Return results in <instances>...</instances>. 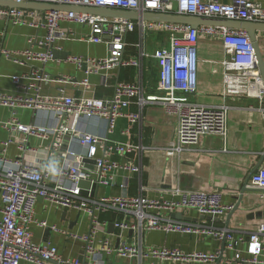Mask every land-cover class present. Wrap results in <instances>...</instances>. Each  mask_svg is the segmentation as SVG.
Masks as SVG:
<instances>
[{"label": "built area", "instance_id": "obj_1", "mask_svg": "<svg viewBox=\"0 0 264 264\" xmlns=\"http://www.w3.org/2000/svg\"><path fill=\"white\" fill-rule=\"evenodd\" d=\"M15 2H45L67 6L118 8L144 11L174 12L209 18L264 23V7L254 0H12ZM0 16L14 24H28L44 28L45 34L27 39L23 50L0 48V54L20 64L25 70L13 75V93H0V106L11 110V117L0 122L9 132L0 149V264H103L112 257L169 262H215L221 250L183 252L177 247H144L141 236L145 231L162 230L221 241L223 249L231 250L237 263L264 264V218L244 235L225 226L214 225L205 218L185 221L168 216L170 213L193 210L199 215L216 216L224 221L234 205L224 204L218 191L172 189L177 199H155L139 192L126 196H98L97 189L111 183L118 170L139 174L143 151L146 148L140 134L137 141H121L110 136L117 121L125 118L129 124L140 127L147 105L163 104L176 118L175 138L164 151L180 155L195 149L200 138L208 134L225 136L227 115L223 106L204 105L188 99L197 90L198 55L196 41L199 36L220 39L225 57L223 87L227 95H242L257 101L264 115V82L258 68L255 50L244 29L222 26L191 27L186 24L155 20H128L75 11H30L15 7H0ZM26 17L32 18L26 23ZM73 21L89 25L91 35L87 41L103 43L107 55L100 58L74 56L68 58L78 68L87 66L85 76L78 82L77 95H67L63 88L54 95L42 94L41 86L48 82H71V76L51 75L44 68L53 60L52 45L58 38H66L60 22ZM137 31L139 40L134 45L136 55L126 56V35ZM165 32L168 44L153 53L143 46L148 31ZM33 45L45 47L33 49ZM154 58L159 65L158 93H149L143 83V64ZM264 62V60H263ZM120 67H134L136 79L116 82L109 97L87 96L92 88L89 75L100 76V86L107 87L109 73ZM23 80V81H22ZM133 106L134 111H128ZM18 109L32 111L30 123L16 118ZM102 131H89L90 124ZM120 134L130 135L128 129ZM29 137L40 143L31 145ZM14 145L15 158L6 156L7 148ZM125 158L114 160L112 155ZM87 182V185H81ZM251 186L264 191V167L249 176ZM95 185L97 188H95ZM41 198L56 208L74 210L89 217L87 231L73 232L66 227L49 224L34 215V205ZM116 213L111 222L119 237L132 230L138 240H119L106 232L107 221L101 214ZM50 229L81 243L84 260L62 257L49 242H35L30 225Z\"/></svg>", "mask_w": 264, "mask_h": 264}, {"label": "crops", "instance_id": "obj_2", "mask_svg": "<svg viewBox=\"0 0 264 264\" xmlns=\"http://www.w3.org/2000/svg\"><path fill=\"white\" fill-rule=\"evenodd\" d=\"M264 7V0H254ZM23 9V8H22ZM30 11L41 12L40 10ZM65 11L64 9H61ZM111 18V17H109ZM26 23L32 18L26 17ZM60 29L66 32V38H58L52 45L53 60L45 65L46 71L51 75L59 74L71 76V82H48L41 86V93L54 95L63 88L67 95H77L75 90L76 82L85 76L86 63L78 68L68 58L74 56L100 58L107 55V49L103 43H92L87 41L91 35L89 25L79 24L73 21L60 22ZM44 28H36L28 24H14L11 20L0 16V48L12 51L23 50L28 47L27 39L30 37L40 38L45 34ZM257 44L264 60V32L255 31ZM139 40L137 31L126 35L127 46L126 56L136 55L134 46ZM168 44L167 35L162 31H148L144 35L143 46L149 53H153L159 47ZM45 47L33 45V49L41 50ZM198 55L197 90L188 99L204 104L223 106L227 115V133L225 136L218 134L204 135L198 141L193 151L184 152L180 155H168L163 148L173 142L175 138L174 115L169 114L163 104H150L144 108L143 119L140 127L136 124H129L125 118L117 121V127L112 138L121 141L140 140L146 147L143 151L142 168L139 174H130L124 170H118L111 183L107 186H100L97 189L98 196H126L139 192L140 179L145 187L143 195L155 199H177L178 196L171 191L175 188L182 190H204L218 191L224 204L232 203L235 207L239 190L246 185L248 190L242 194V203L238 208L228 212L224 221L216 216H201L193 210H185L174 213H181L185 221H197L207 219L214 225L225 226L232 229L235 234L244 235L245 232L253 229L264 216V191L253 187L249 183L250 174L260 167H264V115L258 109L257 101L242 95H227L223 87V67L221 61L225 52L220 39L215 37L199 36L196 41ZM148 60L157 66L155 75L158 84L159 65L154 58H147L143 64V83L148 89L146 79V63ZM25 68L12 59L0 54V93H13L14 85L11 81L13 75L21 74ZM137 70L134 67H120L109 73L107 87L100 86V76L89 75L92 88L85 92L87 96L109 97L113 92V85L116 82H128L136 79ZM23 81V80H22ZM154 90V89H153ZM131 106L128 111H134ZM11 117V110L0 106V122H5ZM16 118L21 123H30L32 111L18 109ZM121 129H128L130 135L120 134ZM89 131H102L93 123L88 127ZM9 132L0 127V149L1 142L5 141ZM31 145H38L40 141L35 137H29ZM18 151L14 145L7 148L6 156L15 158ZM117 161L124 162L125 158L119 155H112ZM100 190L102 192H100ZM0 200V208H1ZM169 217L175 218L172 214ZM34 215L37 219H44L49 224L59 227H66L73 232L83 233L87 231L89 217L86 214L74 210L56 208L39 198L34 205ZM116 213L101 214L100 218L107 221L106 232L113 236L117 245L119 240H138L135 233L129 234V230L123 232L119 237L118 231L113 227L109 231V224L116 218ZM177 219V218H175ZM113 225V224H112ZM32 237L35 242H49L53 244L58 253L69 259L84 260L81 243L72 241L66 235L40 227L36 224L30 225ZM141 242L144 247L166 246L177 247L183 252L204 251L214 252L221 250L217 261L211 262H158L151 259H144L141 264H248L237 263L233 259L234 253L231 250L223 249L221 241L210 237H198L179 232H165L162 230H151L143 232ZM20 264H32L21 261ZM103 264H138L135 259H119L112 257Z\"/></svg>", "mask_w": 264, "mask_h": 264}, {"label": "water", "instance_id": "obj_3", "mask_svg": "<svg viewBox=\"0 0 264 264\" xmlns=\"http://www.w3.org/2000/svg\"><path fill=\"white\" fill-rule=\"evenodd\" d=\"M15 7V8H23V9H31V10H61L65 11H75L77 13H84L88 15H97L111 18H124L128 20H155V21H163V22H174L186 24L191 27L198 26H222L226 28H238L244 29L253 44L255 55L258 62V68L260 70L263 82H264V62L261 56L255 31H263L264 32V23L262 22H249V21H238V20H230L223 18H209V17H200L194 15H182L174 12H156V11H144L142 13L126 10V9H118V8H101V7H87V6H67V5H58L53 3H45V2H34V1H26V2H15L12 0H0V7ZM54 55L57 54L56 50H53ZM81 185H87V182H82ZM95 188L97 186L95 185ZM248 188L246 185L239 190L238 201L233 209L235 211L238 206L242 203V194L246 192ZM177 219L186 220L185 217L182 216L181 213L172 214ZM264 216V213H263ZM109 231H113V225L109 224ZM131 234V230L128 231Z\"/></svg>", "mask_w": 264, "mask_h": 264}, {"label": "rangeland", "instance_id": "obj_4", "mask_svg": "<svg viewBox=\"0 0 264 264\" xmlns=\"http://www.w3.org/2000/svg\"><path fill=\"white\" fill-rule=\"evenodd\" d=\"M150 61L152 60H148V62L146 63L147 68H146V79H147V86L150 88L151 91H155L158 93V84L155 78V75L157 73V66H154L153 63H151ZM154 89V90H153ZM149 93H154V92H150ZM110 138H112V135L110 136ZM100 192H102L100 190Z\"/></svg>", "mask_w": 264, "mask_h": 264}, {"label": "trees", "instance_id": "obj_5", "mask_svg": "<svg viewBox=\"0 0 264 264\" xmlns=\"http://www.w3.org/2000/svg\"><path fill=\"white\" fill-rule=\"evenodd\" d=\"M148 90V89H147Z\"/></svg>", "mask_w": 264, "mask_h": 264}]
</instances>
